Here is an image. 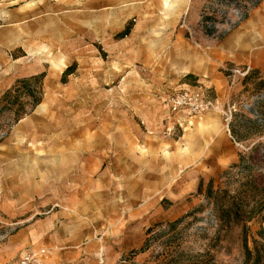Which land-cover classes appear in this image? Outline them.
<instances>
[{
  "label": "rangeland",
  "instance_id": "374dc122",
  "mask_svg": "<svg viewBox=\"0 0 264 264\" xmlns=\"http://www.w3.org/2000/svg\"><path fill=\"white\" fill-rule=\"evenodd\" d=\"M263 1L0 0V99L45 75L0 109V264H264V69L222 48Z\"/></svg>",
  "mask_w": 264,
  "mask_h": 264
},
{
  "label": "crops",
  "instance_id": "0c3cea01",
  "mask_svg": "<svg viewBox=\"0 0 264 264\" xmlns=\"http://www.w3.org/2000/svg\"><path fill=\"white\" fill-rule=\"evenodd\" d=\"M226 62L264 69V1L222 41Z\"/></svg>",
  "mask_w": 264,
  "mask_h": 264
},
{
  "label": "trees",
  "instance_id": "16d2710c",
  "mask_svg": "<svg viewBox=\"0 0 264 264\" xmlns=\"http://www.w3.org/2000/svg\"><path fill=\"white\" fill-rule=\"evenodd\" d=\"M45 75H32L28 78H24L22 80H18L12 89L7 90L3 97L0 99V109L1 110H14V112L18 115H24L28 112V104L30 103L33 109L36 107L41 101V93H42V83ZM27 98V99H26ZM199 193L203 192V184L201 183L198 189ZM222 190L213 191L212 182H210L209 188L207 189L205 195L208 199L213 198L214 204L217 206L219 210V206H222L220 200L224 196L221 194ZM229 208V207H228ZM230 209H226L225 212H228ZM231 211V210H230ZM221 212V210H219ZM229 213V212H228ZM235 214L237 211L234 212ZM231 215V212L228 214ZM243 232L245 233L247 230L246 223L242 224ZM246 249V253L251 255V251L247 244H244Z\"/></svg>",
  "mask_w": 264,
  "mask_h": 264
},
{
  "label": "built area",
  "instance_id": "2783aa9c",
  "mask_svg": "<svg viewBox=\"0 0 264 264\" xmlns=\"http://www.w3.org/2000/svg\"><path fill=\"white\" fill-rule=\"evenodd\" d=\"M250 71L248 67L245 70H234L241 75H247ZM169 110L173 115H198L211 107H214L213 101L209 100L205 95L196 92L192 89L186 88L175 91L168 100ZM179 122V121H178ZM173 124H177L173 121ZM168 132H172L175 127H168ZM16 264H42L40 255L37 253H30L23 256Z\"/></svg>",
  "mask_w": 264,
  "mask_h": 264
}]
</instances>
